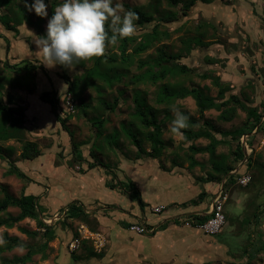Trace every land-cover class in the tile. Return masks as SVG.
Returning <instances> with one entry per match:
<instances>
[{
  "label": "rangeland",
  "instance_id": "obj_1",
  "mask_svg": "<svg viewBox=\"0 0 264 264\" xmlns=\"http://www.w3.org/2000/svg\"><path fill=\"white\" fill-rule=\"evenodd\" d=\"M29 1L34 2V0ZM51 1L48 0L47 13L49 12ZM58 1L60 4L64 2V0ZM151 1L113 0V3H121L124 11H126V6L148 5ZM250 3H253L254 7H251L253 5ZM19 4H21V1H17V5ZM161 7L169 11L176 10L175 8H173L174 10L170 9L164 0ZM252 8L256 9V13H261L262 11L260 12L259 10L264 8V0H215L208 5L197 3L191 8L188 17L183 18L180 22L163 25L161 29L170 32V38L155 44L154 47L149 48L146 52L134 57L133 64L128 68V76L124 77L121 83H116L112 88L104 86L101 98H99L98 92L94 89L86 90L84 96L87 102L90 101L91 106L97 107L100 99H104L109 103H112L115 98L119 100L118 106L113 112L105 111L104 113L103 110L89 109V117L94 114L97 115V113L104 114L107 121L102 134L99 135L96 129L91 127L89 117L82 116V111L79 108L80 112L74 111L73 116H68L69 134L66 129H62L60 121H57L55 117L57 114L60 119L64 120L67 114H70L66 108L61 105L60 112L54 114L48 104L37 98L38 94L43 91H54L62 102L63 97L60 96L65 93L68 86H65L67 84L60 77V74L65 71L71 78L76 73L82 74L93 66L92 59L85 60L82 68L77 67L75 64L72 69L65 68L59 64L51 68L46 67L43 64L42 57L35 53L37 51L35 44L37 34L35 30L26 22L20 27L14 26L9 29L8 23L10 26L14 24L15 1L0 0V96L3 100L8 99L10 106L13 108L18 106L23 109V102L26 101L28 103L25 116L29 119L26 123L29 122L31 127L29 128L30 132L27 134V139L36 141L41 151V155L31 160H21L18 164H15L30 181L29 184L24 183V185L28 186V189H25L26 194H34L37 197L38 206L48 207V209H40L43 212L41 217L44 218L43 221L46 224L54 225L55 234V238L47 243V247L42 253L34 255L27 264H104L103 258H92L89 254L92 251L96 254H102L105 251L108 240L105 235L108 232L104 227L105 225L101 224L102 227L100 228L99 223L96 224L94 222L92 214L82 215L74 220H67L64 224L60 221L61 218L58 219V217L63 216V213L67 210L66 208L72 204L77 206L81 204L86 208L90 207L91 210L97 209L104 204L116 205L123 209L131 206H133V209H139L137 197L124 193L118 187V180L122 182L125 188L135 187L136 190L142 193V199L148 204L146 207L143 206L142 209L147 210L146 218L154 224L159 223L158 220L165 219L170 210L178 209L172 205L173 202H185L195 198L202 192L204 185L199 183L193 184L195 186H189L183 179L182 182H175L166 175L162 177L159 175V179V176L155 175L158 168L153 160L145 162L143 164L145 168L140 166L142 169L135 170L133 173H130L127 169V165H129L131 160H123L124 165L122 164L120 167L119 163L116 164L118 158L121 159L123 157L132 159L140 155L143 159H147L144 154L137 153L134 145L127 138V132H125L124 127L121 128L125 124L130 129L131 120L133 119V90L128 83L134 75L142 71L137 68L139 61L147 62L151 60L155 57L156 48L162 45L168 46V51L179 52L181 39L192 37L195 34L194 29L197 23L205 20L211 22L218 32L211 36V31H209L203 40L208 42L209 46L193 49L187 58L181 61L192 69V72L186 78L178 79V83L184 87L199 86L208 88L209 94L214 97L217 89L211 85L209 79H201L199 75L209 71L214 72L223 81H228L234 86L232 90L234 93H238L242 86L253 81L256 85L254 105H259L262 101L261 99L264 98V87L259 77L260 67L264 63V11L260 15L254 14L253 11L255 9L252 10ZM121 15H123V12ZM35 18L32 14L31 19L35 21ZM47 23L48 18L45 17L42 23L43 33L45 34ZM144 29L137 27L136 35L148 31L150 27L146 26ZM9 45L11 46L10 52L8 50ZM130 51L129 49L128 52ZM22 61H38L37 63L41 68L12 72L5 70L3 67L5 62L13 65ZM147 68L148 66L144 69ZM252 70H255V73ZM121 71L119 70L118 72ZM31 74L34 75V78H32L34 80L30 83V81H27L30 80ZM19 78L21 80L24 79L21 85L14 84V82H12L14 85L10 83L11 79ZM99 83L102 82L99 81ZM138 88L146 92L148 104L161 110L164 109L155 103V99H159L158 86L139 84ZM24 90H32V93L24 92ZM6 91L8 92L5 93ZM121 91L123 93H119ZM247 92L249 93V91ZM3 94L8 97H3ZM173 109H178L188 115L189 118L195 119L198 123H202L203 118L211 119L224 130L240 126L245 120V114L239 111L236 118L231 122L221 123L216 120L218 112L214 110L206 111L203 115H200L191 98L175 101L169 112L170 118L164 122L162 139L167 143V146L159 158L161 163L169 166H173V159H176L179 163L183 162L182 167L188 165L186 155L187 147L190 144L193 143V145L198 147L208 144L205 139L186 142L182 136L171 133L169 127L174 118ZM161 117L159 116V118ZM114 131L119 132V148L110 147L106 144L105 137ZM142 131L140 129L139 133ZM217 137L219 138L218 135ZM82 141L87 142L82 144L80 143ZM92 142L95 144L94 147ZM86 144H89V146ZM7 145H12L15 150L11 157V163L14 162V159L20 160L18 156L21 144L9 141L3 144L4 151H6ZM145 145V149L148 150V144ZM74 146L79 148V154L82 151L87 154L89 150H94L93 158L91 157L90 159L91 163L94 160L96 162L100 161L96 155V150L99 155H103L102 157L108 156L109 160H103L104 163L100 161L102 167L96 165L97 167L94 166L90 170H87L85 163H78L79 167L82 168L80 173L74 170L77 167H73L75 160L71 154ZM255 149L254 155L260 151L257 150V147ZM228 151V146L221 145L216 148V153H227ZM194 159L200 162L202 166L201 168L194 167V173L199 178H205L208 172L211 171L208 154H195ZM5 162L7 161L0 159V199L3 197L2 187H6L8 193L14 197H18L23 189V181L21 179L14 175H4V172L8 170L7 165L4 164ZM203 164L205 165L204 167ZM253 171L256 177L253 183H250L245 188L237 184L233 187L231 192L233 195L228 197L223 208L226 224L222 228L221 233L213 237L219 241L223 252L228 255L224 257V260L229 259L230 255H234L236 258H240L241 264L246 263L247 260L245 261V259H248L249 264H264V230L262 228H247L251 212L256 207H258L256 223L264 221V171L261 169H253ZM203 203V209L207 210L209 203L207 200L205 201L204 197ZM155 206H162L165 210L158 215H152L150 207ZM178 207L182 206L179 205ZM18 212L17 208L9 207L0 216L16 215ZM179 219L182 220V226L179 225L177 227L181 231H188V227L183 225L184 218L180 216ZM36 227L34 220L24 219L11 229L1 227L0 237L6 231L9 236L18 237L24 243H41L44 240L40 238V234L32 239L19 230V228H25L29 231H38ZM125 232L128 233L126 229ZM121 233L125 235L123 232ZM133 233L132 236H135L136 233ZM116 234L112 232L110 236L113 243L120 247L121 244L119 243L118 245L119 240ZM75 239L79 241V247L71 251L68 245ZM25 253L26 250L16 248L11 252L5 253V256L9 258L21 257ZM43 253L45 258H42ZM72 254L77 259L74 260ZM128 255L130 258L124 264H133L136 260L139 261V264H144L143 258H137L134 253L130 254L128 252Z\"/></svg>",
  "mask_w": 264,
  "mask_h": 264
},
{
  "label": "trees",
  "instance_id": "obj_2",
  "mask_svg": "<svg viewBox=\"0 0 264 264\" xmlns=\"http://www.w3.org/2000/svg\"><path fill=\"white\" fill-rule=\"evenodd\" d=\"M14 1L16 5V10L13 14L14 24L10 26L8 23V28L11 29L14 26L19 27L26 22L35 30L37 36H46L42 29L44 18L37 16L35 11L29 12L24 7V0ZM17 1H21V4L17 5ZM162 1L163 0H152L148 5L133 7L126 6V11L131 10L139 16V19L135 21L137 27L144 29L148 26L150 29L142 32L140 35L120 39L114 46L109 45L107 48L108 52L105 56L93 58V66L90 69L85 70L82 74L76 73L72 76V78L69 77L65 71L60 74V77L68 86L65 93H63L60 97L70 94L75 105V112L80 109L82 111V116L84 117L88 116L89 109L103 110L104 113L105 111L113 112L118 106V99H113L112 103H109L104 99H100L97 107L91 106L90 101L87 102L84 96L86 90L94 89L98 92L99 98H101L104 86L106 88H112L116 83H121L124 77L128 76V68L133 64L134 57L146 52L149 48L154 47L155 44L170 38V32L161 29L163 28V25L180 22L183 18L188 17L191 8L197 3L208 5L213 3L215 0H164L170 9L175 8V11L162 9ZM43 2L45 5L48 4V0H43ZM27 3L32 4L29 0H27ZM253 3L250 4L253 5ZM58 5H60L58 0H52L50 2V9L47 15L48 20L54 15V9ZM251 7H254V5ZM253 9L255 8H252V10ZM259 11L263 12L264 8ZM253 13L259 15L261 14L259 12L256 13V9ZM32 14L36 17L35 21L31 19ZM194 31L195 34L192 37L181 39V48L179 52L174 53L168 51V46L162 45L156 48L155 57L151 60L147 62H138L137 68L142 71L137 75H134L128 83L133 90V119L131 120V128L129 129V127L125 126V124H123L121 128L124 127L125 132H127V138L131 141V144L134 145L138 154H144L148 158L159 160L162 152L167 146V143H165L162 139L163 128L165 125L164 122L166 119L170 118L169 112L175 101L191 98L194 101L200 115H203L206 111L214 110L218 112L216 120L221 123L231 122L234 118H236L237 113L241 111L245 114L244 122L240 126L225 130L219 127L211 119L203 118L202 123H198L195 119L190 118L189 127L182 130V137L186 142H193L199 139H205L208 141V144L203 147L195 146L193 143L190 144L187 147L186 155L188 168L191 169L196 165L201 164L194 159L195 154H208L211 171L208 172L205 178H203L205 183L209 181L220 183L221 180L226 177L223 184V189H226L227 185L230 183L237 184L236 179L245 172L251 175L250 183H253L256 179L253 169H261L264 171V143L256 155H254L256 145H253L252 152L247 157V160L242 164L239 171L234 174H230V172H232L236 165L244 159V152L240 143V138L243 135H251V133L257 128L255 134L260 136L256 138V142L259 143V141L262 140L264 122H261V119L264 117V98H262L259 105H254L256 85L253 81L242 86L238 93H234L232 91L234 86H232L230 82L223 81L220 76L210 71L199 75V77L201 79H209L211 85L217 89L216 96L214 97L209 94L208 88H201L199 86L184 87L180 85L178 83V79L184 77L186 78L192 72V69L181 61L187 58L193 49L205 48L209 46L208 42L203 41L205 35L208 34L209 31H211V36H214L215 32H218L217 28L211 22L205 20L199 21ZM129 49L131 50L130 52H128ZM75 65L82 68L84 67V61H80ZM147 66L148 68L144 69ZM3 67L5 70L12 72L19 70L23 72L29 69L36 70L41 68L37 61H22L13 65L5 62ZM260 68L259 77L261 78V84L264 87V63ZM119 70L122 71L118 72ZM252 72L255 73V70H252ZM32 78H34V75L31 74L30 80L27 82L30 81L31 83V81L34 80H32ZM23 80L24 79L21 80L20 78L11 79L10 83L12 84V82H14V84L21 85ZM99 81L102 83H99ZM139 84L158 86L157 93L159 95V99H155V103L162 106V108H164L163 110L148 104L146 100V92L138 88ZM25 85H27V83H25ZM24 91L27 92L28 90ZM247 91H249V93ZM7 92L8 91L5 93ZM28 93H32V90L28 91ZM119 93L123 92L121 91ZM3 97L8 96L4 95ZM38 98L40 101L48 104L54 114L56 112H60V107L61 105L63 106V98L61 102L57 97V93L54 91H43L39 94ZM10 105L11 104L8 99L3 100L0 96V159L6 161L5 158H11L15 152L13 146L7 145L5 148L6 151H4L3 144H6L9 141H15L21 144L20 154L18 156L19 159L31 160L41 155V151L37 142L27 139L28 128L25 126V117L23 114L24 109L18 106L13 108ZM72 114L73 113L67 114V117L64 118V120L60 119L57 114L55 116L56 120L60 121L62 129H66L69 134L70 131L66 126V122L69 119L68 116L71 117L73 116ZM159 116L162 117L159 118ZM106 122L104 114L102 115L97 113V115L94 114L89 117L91 127L96 129L99 135L102 134ZM140 129L143 130L141 133H139ZM118 137L119 132L117 131L107 135L105 137L106 144L110 147L119 148ZM145 144H148V150L145 149ZM94 145L95 144L92 146L94 147ZM221 145L228 146L229 151L227 153H216V148ZM248 145L250 147L251 142L248 143ZM75 147L76 146L73 147L74 150H76ZM88 153L89 156L93 158L92 154L94 155V150H89ZM78 156L74 154V159H81ZM137 158H140V155H137ZM10 163L11 162H8V170L4 172V175H14L21 180H25V174L14 165H10ZM95 164L100 165L101 162H96L94 160L93 163L88 164L87 170L95 166ZM172 164L173 166L181 167L183 162L179 163V161L177 162L176 159H173ZM118 187L125 193L131 191L133 196L137 198L139 197V192L135 187L127 189L122 185V182H118ZM1 190L3 192V197L0 199V214L4 213L9 207H15L19 212L16 215H1L0 228L4 227L5 229H11L14 225L20 223L24 219H31L36 222V228L38 231H29L25 228H19L20 232L32 239L40 234V238L44 241H41V243L35 242L28 244L24 243L18 237L9 236L8 233L4 231L2 237L5 241H7V243L0 246V264H27L31 261V258L34 255L42 253V251L47 247V243L55 238L54 225L46 224L43 221L44 218L41 217L43 212L40 211L42 208L38 206L37 197L31 194H26V192H24V188L18 197H14L8 193L6 187H2ZM204 195L205 193L203 192L202 196ZM191 203H195V201H191ZM66 209L67 210L63 213V216L60 217L61 219L59 218L63 224L67 220L78 219L82 215H85L84 209L75 204L68 206ZM255 209V216L257 217L258 207ZM208 217L209 215H190L187 218L191 223V227H195L197 224L207 220ZM20 244L24 246L23 250H26L25 255L12 258L5 256V253L18 248L17 245ZM89 255L92 258L102 257V254H96L93 253V251L90 252ZM72 256L74 260L77 259V257L73 254ZM42 258H45L44 253L42 254Z\"/></svg>",
  "mask_w": 264,
  "mask_h": 264
},
{
  "label": "crops",
  "instance_id": "obj_3",
  "mask_svg": "<svg viewBox=\"0 0 264 264\" xmlns=\"http://www.w3.org/2000/svg\"><path fill=\"white\" fill-rule=\"evenodd\" d=\"M8 50L10 52L11 50L10 45L8 46ZM38 80H35V81H38ZM38 97H39V94L37 98ZM24 102H23V106H24L23 112H24V117H25V126L28 128V132H30L29 128L31 127L30 126L31 124L29 122L26 123V121H29V119H27V117L25 116L28 103L26 101ZM66 126L68 127L67 122H66ZM258 136L260 135H256L254 132L251 133V135H247L246 143L248 144L251 142V146L249 147V145H247L246 150L243 148V152H246L247 156L245 157V153H244V159L236 165V167H238L237 171H239L242 164L247 160V157L252 152L253 145H256L257 150L261 149L262 147L261 141H259V143L256 142V138ZM86 142L87 141H82L80 143L85 144ZM93 144L94 142H92V145ZM86 145L89 146V144H86ZM75 149L76 150H74V148L72 149L71 155L73 156V158H74V154L77 156L79 155L78 157H80L81 159L79 160L74 159L75 164L73 167L74 168L78 167L79 169L77 168V170L76 169L74 170L81 173L82 168L79 167L78 163H82V164L85 163L86 166H88V164L91 163L90 162L91 157L89 156V153L86 154L85 151H82L79 154V151H78L79 148L77 146L75 147ZM97 155H98L97 156L98 159L102 163H104L103 160H107V161L109 160L108 156L102 157L103 155L102 154L99 155L98 153ZM146 158L147 159H143L142 157L140 158L135 157L131 159L128 157H123L121 159L118 158V161H116V164L119 163V167H120V165L121 166L122 164L124 165L123 160H127V161L131 160V162H129V165H127V169L130 173H133L135 172V170H138V169L141 170L142 167H144L143 164L145 162H149L150 160H153L155 161V165H157V168H158L155 175H158V176L161 175V177L166 175L169 179L175 182H182V179H183L184 181L187 182L189 186L190 185L195 186L193 184L199 183L201 185H204V188H202V192H200L193 199L187 200L182 203L173 202L172 205H174L178 209L170 210V212L167 214L165 219L158 220L159 223L157 224H154L153 222L148 221V219L146 218L145 214L147 210L145 211V209H142V207L143 206L146 207L148 204L146 203L144 199H142V196H141L142 193H140L139 190H138L139 197L137 198V201L140 207L139 209H133V206L123 209L116 205H105L104 204L97 209L94 208L93 210H91L90 207L86 208L85 206L77 203L84 209L85 215L92 214V218L94 222L96 224L99 223L100 228L102 227L101 224H104L105 225L104 227L108 230V232L105 234L108 238L107 243H106V249L102 253V257L97 258V259L103 258L104 264L105 263L106 264H124V263H127L130 258L128 255V252H129L130 254L134 253V256H136L137 258H140V257L143 258L144 264H241L240 258L239 257L236 258L234 255L233 256L230 255L229 259L224 260V257H227L228 255L225 252H223L222 245L219 243V241L213 238L214 236L219 235L221 233V230L225 226L226 221L223 227L221 228L220 232L214 236H207L202 231L197 229L196 227H188V231H185V230L181 231L177 227L179 225L182 226L181 224L182 220L179 219L180 216H182L184 218L183 220L185 221V220H188L187 217L190 215H196V216L197 215L198 216L209 215L212 197L219 190V188L223 186L226 177H224L220 183H217L215 181L214 182L209 181L205 183V181H203V177L199 178L197 174L194 173L193 171L194 167L190 169L188 168V165H186L185 167L172 166V165L169 166V165H165V163L164 164L161 163L159 160L148 158V157ZM5 159L7 161L4 163L5 165H9L8 162L12 161L11 158H5ZM19 161L21 160L14 159V162L10 163V165H14L16 167V164H18ZM99 166L102 167V165H99ZM204 166L205 165L203 164V167ZM195 167L201 168L202 166L196 165ZM234 170L230 172V174H234V172L235 173L237 172ZM159 179H160V176H159ZM22 181H23V188L25 192V189L27 190L28 186L24 185V183L29 184L30 181L27 178L25 179V181L24 180ZM118 182H121V181L118 180ZM234 186H236V184L230 183L227 185L226 189L224 188L227 194H229L228 197L229 196L232 197L233 194H231V192L233 191L232 189ZM203 192L205 193L204 196H202ZM126 193L131 194V191H128ZM31 195H34V194H31ZM199 197L201 200L199 199ZM203 197L205 201L207 200L209 203L207 210L203 209V204L205 203V202L203 203ZM191 201H195V203H191ZM179 205H181L182 207H178ZM41 208L48 209V207L46 206L41 207ZM152 208L150 207L152 215L160 214V213H153ZM255 212H256L255 209L251 212V218H249L247 228L248 229L262 228L264 230V221L256 223ZM59 218L60 217H58V219ZM131 224H144L146 228L150 229V231L147 234H135L132 232L133 234H135V236L134 235L132 236L131 231L128 230V227ZM125 229L126 231H128V233L125 232ZM112 232L117 233L116 235L119 240L118 245L119 243L121 244L120 247L116 246L115 243H113L112 238L110 236ZM121 232H123L125 235H123ZM175 256H177V258H175ZM245 261L246 263L244 264H249L248 259H245ZM133 264H139V261L136 260V262H133Z\"/></svg>",
  "mask_w": 264,
  "mask_h": 264
},
{
  "label": "clouds",
  "instance_id": "obj_4",
  "mask_svg": "<svg viewBox=\"0 0 264 264\" xmlns=\"http://www.w3.org/2000/svg\"><path fill=\"white\" fill-rule=\"evenodd\" d=\"M24 7L41 18L48 15L43 0H34L32 4L24 0ZM138 19L135 12L124 11L123 5L114 4L113 0H64L48 20L46 36H36L35 53L42 57L46 67L59 64L72 69L80 61L105 56L109 45L136 35ZM173 116L169 131L182 136L190 118L178 109H173ZM6 243L0 237V246ZM17 247L23 250L24 246Z\"/></svg>",
  "mask_w": 264,
  "mask_h": 264
},
{
  "label": "built area",
  "instance_id": "obj_5",
  "mask_svg": "<svg viewBox=\"0 0 264 264\" xmlns=\"http://www.w3.org/2000/svg\"><path fill=\"white\" fill-rule=\"evenodd\" d=\"M63 106L66 108L68 113H73L75 111V105L73 102V98L70 94H66V96L63 97ZM261 122H264V117H262ZM256 129L253 131L254 133ZM246 138H247V135H243L240 138L241 146L245 150L248 145L246 143ZM261 143L262 145L264 143V133L262 135ZM250 182H251V175L247 172L242 173L236 179L237 185L241 187H246L247 185L250 184ZM227 200H228V194L223 189V186H221V188H219V190L212 197L208 219L202 223L197 224L195 227L199 229L200 231H202L207 236H214L218 234L221 228L223 227V225L225 224L223 208ZM163 210L164 208L162 206H156L152 208L153 213H160ZM184 225L187 227H191V223L189 222V220H185ZM128 230L136 234H147L150 231V229L146 228L144 224H131L129 225ZM68 246H69V249L73 251L79 247V241L75 239L72 242H70Z\"/></svg>",
  "mask_w": 264,
  "mask_h": 264
},
{
  "label": "water",
  "instance_id": "obj_6",
  "mask_svg": "<svg viewBox=\"0 0 264 264\" xmlns=\"http://www.w3.org/2000/svg\"><path fill=\"white\" fill-rule=\"evenodd\" d=\"M245 153V157L247 156V153L246 152H244ZM238 170V167H236V169L234 170V171H237Z\"/></svg>",
  "mask_w": 264,
  "mask_h": 264
},
{
  "label": "bare ground",
  "instance_id": "obj_7",
  "mask_svg": "<svg viewBox=\"0 0 264 264\" xmlns=\"http://www.w3.org/2000/svg\"><path fill=\"white\" fill-rule=\"evenodd\" d=\"M4 22V21H3ZM235 173V172H234ZM218 188V187H217Z\"/></svg>",
  "mask_w": 264,
  "mask_h": 264
}]
</instances>
